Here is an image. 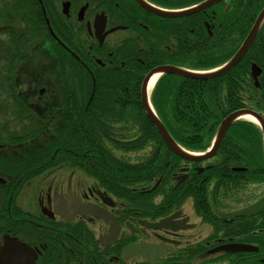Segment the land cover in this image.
I'll list each match as a JSON object with an SVG mask.
<instances>
[{
  "label": "flooded vegetation",
  "instance_id": "af4514ba",
  "mask_svg": "<svg viewBox=\"0 0 264 264\" xmlns=\"http://www.w3.org/2000/svg\"><path fill=\"white\" fill-rule=\"evenodd\" d=\"M37 1L41 18L48 27L47 34L73 53L88 56L91 53L90 59L102 68H129L133 56L125 44L127 39L136 37L144 44L147 42L141 37L143 32L137 35L132 25L123 24L131 23L137 13L134 11L153 13L137 0ZM3 5V0H0V7ZM211 6L223 9L224 13L217 14L216 9L210 6V12L208 8L202 9L209 17L210 22H206L208 33L213 35L215 28L222 27L223 22L217 18L229 12L226 17L237 19L240 35L246 32L239 49L263 10L264 0H220ZM98 18L105 21L100 33L101 36L107 33L103 40L96 33ZM52 21L62 22L56 23L58 31L51 24ZM139 25L145 30L149 28L144 22ZM62 32H69L76 39L75 42L81 46L80 51L62 40ZM172 39L173 43L164 40L160 49L174 55L177 53L179 35H173ZM139 50L148 49L145 45ZM246 56V61L242 62ZM238 64L242 65V70L246 69L243 77L237 79L241 84L239 99L244 104L238 109H249L253 113H245L235 120L238 121V132L235 133L234 129L229 131L234 121L217 145L219 127L205 148L186 146L177 141L179 152H175L166 143L164 147L159 145L157 178L150 185H133L125 191L126 194H118L83 168L66 170L67 173L61 168L55 172L45 169L39 173L29 168L28 173H18L14 180V199L7 203L5 192L1 193L0 245L5 235L19 238L36 252L34 264L264 262V209L253 214L229 217L264 198V19ZM254 64L261 68L257 79L252 74ZM158 65L198 71L213 69H192L171 62L153 65L141 81L140 101L145 77ZM150 79L147 89L151 100L160 77L152 88H149ZM118 82L124 85L129 97L133 80L126 78ZM175 82L180 83L179 79ZM42 89L44 91V87L39 89L36 86L31 96L36 98L34 105L38 107L41 101H45L46 94H41ZM238 109L228 112L225 117ZM137 129L134 127V130ZM154 147L146 144L135 152L124 154L135 162L153 156ZM7 152L0 144V155ZM118 152V155L123 154L122 151ZM79 172L92 177L91 181L78 180ZM0 176L6 181L12 179L1 171ZM144 193L151 194L145 196ZM31 196L33 200L29 199ZM69 201L82 208L92 206L94 213L82 210L67 219L65 215L69 213H61L60 205ZM187 202H190L194 215L186 211ZM163 220L159 227L146 224L161 223ZM132 244L166 246L167 250L158 256L132 254L125 258L124 250ZM235 244L254 245L257 249L231 251L230 246Z\"/></svg>",
  "mask_w": 264,
  "mask_h": 264
},
{
  "label": "trees",
  "instance_id": "16d2710c",
  "mask_svg": "<svg viewBox=\"0 0 264 264\" xmlns=\"http://www.w3.org/2000/svg\"><path fill=\"white\" fill-rule=\"evenodd\" d=\"M149 1L160 7L177 9L203 0ZM3 3L0 35L6 38H0V71L3 70L0 73V118H3L0 144L9 152L0 155V171L12 179L5 185L0 184V201L1 193L5 192L7 203L15 196V176L30 172L29 168L37 173L45 169L55 172L60 168L64 171L83 168L118 194H126V190L138 183L150 185L157 178L159 145H166L140 101V84L146 72L153 65L169 62L192 69L217 67L236 52L246 34L240 35L237 19L226 17L229 12L226 16H218L223 25L210 35L206 26L210 21L205 10L180 17L134 11L137 13L131 23L123 24L132 25L137 35L143 32L141 37L146 39V44L136 37L127 39L125 44L133 56L130 67L102 68L90 59L91 53L89 56L73 53L47 34L48 27L41 18L37 0H3ZM210 7L216 9L217 14L224 13L217 6ZM210 7L206 8L209 12ZM140 22L149 28L143 29ZM56 23L62 22H51L57 30ZM173 35H179V44L177 53L171 55L160 47L164 40L173 43ZM60 36L80 51L81 46L69 32H62ZM43 39L48 40L51 60L54 56L64 88L62 99L52 93L38 107L34 105L36 98L31 97L38 78L19 70L30 51ZM145 45L148 50H139ZM245 72L246 69L242 70V65L238 64L224 74L206 79L163 74L151 101L176 141L205 148L226 114L244 106L239 99L241 84L237 79ZM126 78L133 80L129 97L124 85L118 82ZM176 79L180 83H176ZM237 125L235 121L229 131L238 132ZM146 144L155 146L153 156L132 162L124 154L135 152ZM118 151L123 154L118 155Z\"/></svg>",
  "mask_w": 264,
  "mask_h": 264
},
{
  "label": "water",
  "instance_id": "95a60500",
  "mask_svg": "<svg viewBox=\"0 0 264 264\" xmlns=\"http://www.w3.org/2000/svg\"><path fill=\"white\" fill-rule=\"evenodd\" d=\"M137 1L144 8L158 15L180 17L184 15H189L194 12H198L211 5H214L220 0H204L201 3L193 7H190V8L172 9V10L161 8L159 6L152 4L151 2L147 0H137ZM67 6L68 4L65 5V7ZM263 19H264V8L261 11L259 17L257 18L255 25L253 26L250 33L244 40L241 47L237 50V52L224 65L218 68H215L214 70L207 71V72H198V71H191V70H187V69L177 67V66H172V65H158L152 68L149 71V73L146 75L143 86H142L141 103L148 117L151 119L154 126L156 127L160 135L162 136L164 142L167 144V146L171 150L175 152H179V146H178L177 141L174 139V137L170 134V132L164 125V123L158 117V115L156 114L151 104L149 92L147 89L148 80L156 73L158 74L175 73V74H180L186 77L197 78V79H206V78H211V77L224 74L225 72H227L228 70L236 66L245 56L248 48L250 47L254 38L256 37V34L258 32V29ZM104 27H105V21L101 20V18H98L95 23V28H96V33L98 37H100V40H103L104 36L107 34L106 33L104 36L100 35ZM260 73H261V68L254 64L252 68V74L256 78L257 75H259ZM256 83L258 84V80H256ZM245 113L253 114L252 111H250L249 109H238L223 119V121L221 122L218 128L217 137H216V145L222 140V137L224 136V134L226 133L230 125L236 119L240 118V116H242ZM255 116L258 117V115H255ZM262 123L264 124L263 120H262ZM0 182L4 183L5 180L2 177H0ZM60 208L62 209V211H60L61 213H63V211H66L67 213H69V215H65L67 219L73 217L76 212H81L82 210L94 213L92 206L87 207V208H82V207L76 206L72 201L62 203L60 205ZM262 209H264V198L259 200L255 204L247 207L245 210L241 212L229 215V217L234 218L238 214L240 215H246L250 213L253 214ZM163 222L164 220L161 223H146V221H144L143 223L149 224L150 226H153V227H159ZM252 249H257V247L254 245H248V244H235L234 246H230L231 251L252 250ZM166 250H167L166 246H158V245H151V244H132L131 246H128L125 248L124 257L127 258L132 254L158 256V255L166 253ZM36 257H37L36 252L27 243L22 242L19 238L14 237V236H10V235L4 236V242L2 245H0V264H34Z\"/></svg>",
  "mask_w": 264,
  "mask_h": 264
},
{
  "label": "rangeland",
  "instance_id": "374dc122",
  "mask_svg": "<svg viewBox=\"0 0 264 264\" xmlns=\"http://www.w3.org/2000/svg\"><path fill=\"white\" fill-rule=\"evenodd\" d=\"M0 38L4 39L6 37L5 35L2 34L0 35ZM47 42H48L47 39H43L41 42L38 43L39 46L35 50L30 51L31 54L27 55L26 59L24 60V63L20 67L19 72L25 71L28 74L37 76L38 78V83L36 84L37 88L40 89L41 87H44V91L41 94H46L45 98H47L48 96H50V94L53 93V96H57L60 99H62L63 88H64L62 76L59 67L55 63L56 60L55 57L53 56V61L51 60L52 50L47 44ZM45 51L47 54H45ZM48 70L50 71V74ZM2 72L3 70L0 71V73ZM0 80H1V74H0ZM2 80L5 81L4 79ZM2 119L3 118H0V123ZM65 172L67 173L68 171ZM78 175L79 178L76 177L75 179L78 178V180L81 179L84 180L85 182L88 180L91 181L92 177L90 178V176L82 172H79ZM29 199L33 200L34 197L31 196ZM185 209L189 214L194 215L190 202H187Z\"/></svg>",
  "mask_w": 264,
  "mask_h": 264
},
{
  "label": "bare ground",
  "instance_id": "6f19581e",
  "mask_svg": "<svg viewBox=\"0 0 264 264\" xmlns=\"http://www.w3.org/2000/svg\"><path fill=\"white\" fill-rule=\"evenodd\" d=\"M158 77H159V74H158V73L154 74V75L151 77L150 82H149V88H152V87H153V85L155 84L156 79H157Z\"/></svg>",
  "mask_w": 264,
  "mask_h": 264
}]
</instances>
